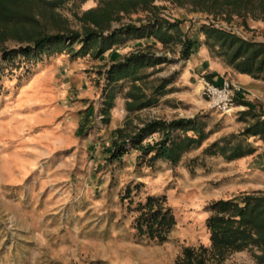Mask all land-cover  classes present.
<instances>
[{
	"label": "rangeland",
	"instance_id": "374dc122",
	"mask_svg": "<svg viewBox=\"0 0 264 264\" xmlns=\"http://www.w3.org/2000/svg\"><path fill=\"white\" fill-rule=\"evenodd\" d=\"M27 3L39 21L27 30L43 34L66 27L83 33L80 18L105 5L103 0H66L53 11ZM149 7L156 9L122 12L112 29L179 21L182 39L200 41L189 59L180 41L163 46L153 36H132L103 55L96 52L98 45L85 56H74L82 47L78 42L73 50L30 60L22 54L11 61L0 58V264H177L186 248L211 246L206 221L214 202L264 192V152L252 162L250 155L229 161L206 153L214 143H237L234 137L246 128L239 120L245 106L237 102L242 86L227 79L240 87L235 101L243 109L223 115L201 93L200 79L206 76L193 75V61L200 64L204 58L234 70L199 34L202 24L255 40L264 21L210 15L194 10L187 0H153ZM28 45L10 31L0 51ZM140 52L163 60L138 70L136 82L130 77L111 83L108 71ZM133 85L157 102L130 112L127 94ZM197 116L206 139L177 165L166 160L151 164L131 144L121 160H109L108 149L116 141H128L146 124ZM162 138L157 132L143 145ZM257 138L246 142L254 148L261 141ZM149 196L166 197L165 206L175 214L177 224L164 243L140 237L136 229L138 206ZM257 254L256 248L246 249L207 264H257Z\"/></svg>",
	"mask_w": 264,
	"mask_h": 264
},
{
	"label": "trees",
	"instance_id": "16d2710c",
	"mask_svg": "<svg viewBox=\"0 0 264 264\" xmlns=\"http://www.w3.org/2000/svg\"><path fill=\"white\" fill-rule=\"evenodd\" d=\"M66 0H0V41L5 40L10 31L20 41H27L28 46L19 49L0 51V58L11 61L22 54L28 60L35 55L44 53H62L66 49L73 50V46L81 42L82 47L74 51L76 57L85 56L89 50L98 46L96 51L103 55L113 46L119 45L130 37L137 39L153 36L163 46L180 41L183 44V57L189 59L200 48V41L186 36L181 38V22H155L146 27L135 24L124 25L112 29V21L119 20L120 14L136 11L139 6L150 8L153 0H103L105 5L95 10H89L80 18L85 22L84 32L64 28L54 34H43L39 31H28L27 27L36 26L39 21L34 16L35 9L27 2L35 3L43 8L55 9L62 6ZM87 1V0H81ZM194 10L206 12L210 15H226L250 17L253 20L264 21V0H187ZM151 10L156 9L150 8ZM93 25L95 29L91 28ZM12 29V30H11ZM108 32V34H105ZM199 34L206 37V43L216 50L218 57L223 58L226 64L241 74H247L257 80L264 81V43L241 37L233 31L217 27L213 23L202 24ZM96 53V54H97ZM163 57L150 56L146 53L132 54L126 57L123 63L113 66L109 71L111 83L126 78H136L138 70L152 67L161 63ZM163 88V87H162ZM159 91L157 90V93ZM127 108L130 112L148 108L157 101L152 100L137 85H133L127 94ZM238 104L249 107L244 100L237 99ZM201 116L194 119H180L172 122L152 121L140 129L135 137L128 141H116L108 149L110 161L121 160L129 151V145L141 150V158H148L152 164L158 160H166L177 165L184 153L200 147L206 139ZM239 120L247 124L246 128L234 137L232 141L220 146L214 143L206 150L207 154L224 156L232 161L255 152V149L246 141L251 137H258L264 142V110L249 108L240 113ZM178 131L185 135L179 136ZM161 132L163 138L154 143L143 145L144 140L153 134ZM193 132L194 135H188ZM121 134V130L117 134ZM129 194L131 190H128ZM166 197L149 196L145 203L138 206L141 212L136 220V229L140 237L151 241L164 243L177 221L170 207L165 206ZM211 216L206 221L210 232V247L201 246L199 249L186 248L184 255L177 264H207L211 260L221 263L229 255L246 249H258L260 254L255 256L257 264H264V192H244L232 199H222L211 205Z\"/></svg>",
	"mask_w": 264,
	"mask_h": 264
},
{
	"label": "crops",
	"instance_id": "0c3cea01",
	"mask_svg": "<svg viewBox=\"0 0 264 264\" xmlns=\"http://www.w3.org/2000/svg\"><path fill=\"white\" fill-rule=\"evenodd\" d=\"M258 27L262 30V33L261 36L257 37L255 40L264 43V22L259 23ZM193 62L194 64L196 63L194 65L193 75L197 77L205 75V79L219 86L222 85L226 79H232L233 81L238 82L243 88L242 93L239 95L242 100L246 101L249 105V107H244L245 111L249 110L250 107L256 110L261 108L264 110V81L254 79L247 74L238 73L220 62H213L208 58H204L200 64L197 63V61ZM78 122L79 121H77V123ZM256 140H258V138ZM254 148L257 150L254 154L248 156L251 158L250 162L254 161V158L257 159V156L264 152V143L259 141Z\"/></svg>",
	"mask_w": 264,
	"mask_h": 264
},
{
	"label": "built area",
	"instance_id": "2783aa9c",
	"mask_svg": "<svg viewBox=\"0 0 264 264\" xmlns=\"http://www.w3.org/2000/svg\"><path fill=\"white\" fill-rule=\"evenodd\" d=\"M200 83L202 85V95L206 97L210 106L216 111L223 115H230L234 110L243 109L236 106L235 96L241 91L236 83L226 79L219 86L205 78L200 79Z\"/></svg>",
	"mask_w": 264,
	"mask_h": 264
}]
</instances>
